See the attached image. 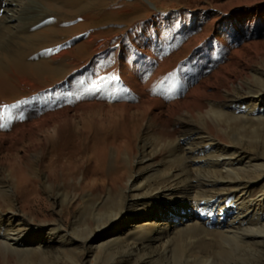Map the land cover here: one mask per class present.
Wrapping results in <instances>:
<instances>
[{
    "label": "rangeland",
    "instance_id": "1",
    "mask_svg": "<svg viewBox=\"0 0 264 264\" xmlns=\"http://www.w3.org/2000/svg\"><path fill=\"white\" fill-rule=\"evenodd\" d=\"M148 1L155 3L156 6L150 7L145 0H95L91 12L99 23H96L95 28L102 32L101 36L93 40V44L97 46L95 55L91 57H87V54L76 55L74 50L66 54L64 59H61L63 75L59 77V80L42 89H37L38 93L41 92L40 94H36L37 91H35L36 93L30 95L31 98L35 97L41 101L40 105L36 103L29 111L30 114L32 113L31 122L41 124L49 121L59 124L54 133L39 132L40 138L51 137L50 143L48 141L49 151L43 154L27 152L26 142L31 136L28 130H19L13 137L0 142V145L2 144L0 159L6 163L7 168L12 169L15 176V179L7 178L3 172L4 167L0 165V186L5 188V191L9 192L19 180L26 187H39L38 183L42 179L40 171L43 170L44 161L49 154L53 153L59 157L64 152L72 155L70 160L73 163L71 162L65 169L68 171L70 168L75 171L72 172L75 177L78 174V165L81 163L85 166V172H90L93 165L88 162L90 155L98 159L97 165L105 178L101 180L105 182L99 181L98 187L95 186L97 194L95 193L92 199L100 203L106 201L109 195L115 194L112 190L109 192L106 190L110 175L123 181L132 172L143 169L146 171L152 167H157L158 170L149 171L152 176L167 170H179V162L174 161L172 156V142L184 138L186 133L184 125L205 124L195 108L203 104L201 96L212 90L210 88L202 90L204 85L213 86L224 83L222 79L211 78L213 72L226 65L225 49H222L223 39L234 38L239 40L238 43L246 42L248 46L244 50H249L251 54L257 56L256 53L261 46L247 42L242 30H236V27L241 24L236 20L240 18L241 12L249 13L256 8H264V0H249L248 3L251 6L245 5L243 0ZM33 5L37 9L44 10L37 3ZM60 12L68 24L73 23L77 18L70 6L65 5ZM243 26H245L244 23L240 25V28ZM87 30L74 35L72 33L77 30L68 32L64 37L67 38L66 40L62 37L63 41L70 42L71 39L72 42L68 44V48L73 49L85 40L83 34ZM257 39L258 41L255 42L260 40L264 42V35ZM234 53L233 51L231 58L241 60V65L251 75L256 76L261 69H264V63L259 55L255 57V60L253 59L254 61L247 62L243 57L239 60ZM253 84L263 86L259 82ZM1 86L0 89L3 90L0 91L4 96L17 89L20 90L19 85L17 87L13 85L15 90L12 88L9 90L6 86L4 89ZM240 92H233L232 99L224 98L225 96L221 94L215 98V101L217 105H222V103L230 104V100H233L230 104L233 107L236 103L234 101H239L244 96ZM35 98L33 100L37 101ZM25 101L20 102V109L18 106V109L10 112L1 111V128L6 126L12 115L17 117V121L20 119L26 112L25 108L22 110L23 107H27ZM1 107L0 103V109ZM206 108L203 107L202 110ZM216 122L223 123L221 118ZM254 124L251 125L253 129L251 128V131L244 135V139L247 142L251 141L250 146L259 144L264 151V118ZM208 125H206L208 131L216 138L218 137L221 144L232 147L229 142H226L227 137L222 132H218L213 123L209 121ZM195 142L197 139L192 141V143ZM5 148H8L9 152L5 151ZM136 151H143L150 160L137 165L134 158ZM204 155L206 154L199 155L195 162L203 163L207 160L209 156ZM75 161L78 163L76 164ZM190 168L191 178H205L212 175L206 166L193 165ZM106 177L109 178L107 182ZM63 188L69 194L80 189L76 179L65 182ZM217 189H212L210 192ZM5 191L0 192V210H6L13 204L12 198L7 197L8 194ZM47 191L39 192L42 197L48 195L45 202L41 204L40 217L60 219L71 231L77 208L69 202L71 201L68 200L69 198L62 200L56 197V189ZM219 192H224V189ZM254 192L257 195L260 193L257 189H254ZM85 214L82 217V224L80 223L77 229L79 235H82L83 230L86 231L85 228H89L91 221H94L91 216L89 218ZM206 220H208L207 215L192 214L186 219L185 224L170 226L171 234L164 248L161 241L159 245L156 243L153 247L130 252L131 258L127 257L125 264H135V259L139 260L138 262L145 260L143 264H181L182 256L186 252L191 254L193 252L194 256L209 257L207 264H221L218 256L213 254L221 247V231L209 227ZM251 223L254 224L253 220H244L242 227L252 229ZM258 226L264 237V219L257 224V228ZM72 243V246L60 247L59 255L47 252L42 257L38 255L32 257L34 261L43 259L41 264H113V258L122 254H98L91 244L80 240ZM250 248L248 251L250 256H244L242 252L241 258L244 261L242 259L240 263L264 264V238ZM152 255L155 256L150 258L149 256ZM26 258L12 251L7 253L0 248V264H20L21 262L28 264L25 261Z\"/></svg>",
    "mask_w": 264,
    "mask_h": 264
},
{
    "label": "bare ground",
    "instance_id": "2",
    "mask_svg": "<svg viewBox=\"0 0 264 264\" xmlns=\"http://www.w3.org/2000/svg\"><path fill=\"white\" fill-rule=\"evenodd\" d=\"M145 1L152 8L156 6L153 2ZM243 1L245 5L251 6L249 0ZM34 3L39 4L44 10L37 9ZM65 5L70 6L72 13L77 16L76 20L70 23L71 25L60 12ZM94 5L95 0H0V86L2 85V88L6 86L7 89H13V85L20 86V90L12 91L6 96L0 91L2 104L0 113L16 110L18 106L20 109V102L25 100L27 102V107L22 108V110L25 108L26 112L20 115L18 121L17 117L12 115L6 126L0 127V142L13 137L19 130H28L31 136L26 142L27 152L43 154L49 151L48 144L51 137L40 138L39 132L54 133L59 124L49 121L41 124L31 122L32 113L30 114L29 111L36 103L40 105L41 101L35 97L37 101L33 100L30 95L37 89L59 80L63 75L61 59L66 54L74 50L76 55L87 54V57L95 55L97 46L93 44V40L101 36L102 32L95 28L97 21L91 12ZM236 22L245 24L242 28L239 24L236 30H242L248 43L261 46L256 54L264 63V42L262 40L255 42L264 35V8H256L249 13L241 12ZM85 30H87L83 34L85 40L73 49L68 48L72 40L63 41L66 33L74 31L72 33L74 35ZM238 41L234 38L223 39L222 49H225L226 65L211 74L212 79L219 78L224 83L213 86L206 84L202 87L204 91L208 88L213 90L203 94L201 96L203 104L195 108L205 126L184 125L186 126L184 138L172 142V156L174 161L179 162V170H167L152 176L149 171H158L157 167L146 171L142 168L141 171L137 170L129 174L123 181L110 175L106 190L108 192L112 190L115 194L109 195L106 201L100 203L94 201L93 196L96 193L95 186L99 181L105 182V178L97 165L96 157L90 155V160L88 159V162L93 164L90 165L91 168L89 167V173L85 172L83 163H79L78 174L75 177L72 173L75 171L70 168L68 171L65 169L72 162L70 160L72 155L69 152L60 154V157L54 153V155L49 154L44 161L43 170L40 171L42 179L38 183L39 187H26L20 180H16L15 187L10 191L7 189L9 192L0 186V192H7L6 194L9 195L7 197H11L13 201L8 209L0 210V248L7 253L12 251L27 257L25 261L28 264H41L43 259L34 261L32 256L42 257L47 252L59 255L60 247L70 246L72 242L80 240L93 245L98 254L122 253L114 258L112 256L113 264H125L127 257L131 258L130 252L153 247L161 241L164 248L171 234L172 225L185 224L186 219L192 214L202 213L208 216L206 222L209 227L221 231V247L213 253L218 256L220 263L242 264L241 255L250 256L248 251L251 245L257 244L264 238L259 226L257 228V224L264 219V151L259 144L250 146L251 141L247 137L249 142L244 139V135L251 131V128L253 129L251 125L264 118L262 117L264 69L253 76L243 68L240 57L250 62L258 55L255 56L249 50H244L248 44ZM233 51L240 61L231 58ZM254 82H259L263 86H255ZM237 91H241L244 96L239 101H234L237 104L235 103L233 107L230 105L233 100H230V104L217 105L215 98L219 95L223 94L224 98L232 99L233 92ZM40 93L37 91L36 94ZM203 107H207L206 110H202ZM219 118L221 122L223 121L222 124L216 122ZM209 121L217 127L218 132H222L227 137L226 142L232 147L221 144L218 137L208 131ZM194 139H197V142L192 143ZM5 151L9 152L8 148H5ZM134 153L137 165L150 160L143 151ZM204 153L206 154L204 156H209L208 159L203 163L195 162V159ZM0 165L4 167L3 172L7 178L15 179L12 169L7 168L2 159ZM193 165L206 166L212 175L205 178H191L190 167ZM102 178L104 180H101ZM75 179L80 189L69 194L63 188L64 183ZM107 179L109 178L106 177V182ZM53 189H56V197L62 200L69 198L68 200H71L69 202L77 208L71 231L65 227L62 220L39 215L42 210L41 204L48 198L47 194L46 197H42L39 192ZM212 189L217 191L210 192ZM221 189H224V192H219ZM254 189L260 193L257 195ZM85 213L94 221L90 220L92 224L89 228H85L86 231L83 230L82 235H79L77 229ZM86 219L89 221L88 217ZM248 219L254 222L251 223L252 229L242 227L244 220ZM192 254L184 253L181 264H207L210 260L207 256ZM135 261V264H143L145 260L138 262L139 260L135 259Z\"/></svg>",
    "mask_w": 264,
    "mask_h": 264
}]
</instances>
